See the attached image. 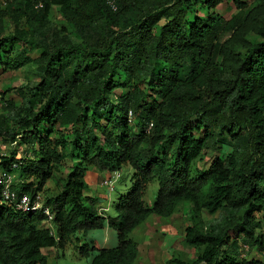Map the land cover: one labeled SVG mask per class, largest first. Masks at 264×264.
<instances>
[{
    "label": "trees",
    "instance_id": "1",
    "mask_svg": "<svg viewBox=\"0 0 264 264\" xmlns=\"http://www.w3.org/2000/svg\"><path fill=\"white\" fill-rule=\"evenodd\" d=\"M226 1L236 13L223 20L213 10ZM253 1L247 11L242 0L9 1L0 69L34 63L38 82L13 91L18 106L5 101L11 129L0 118V142L15 146L0 169L15 163L12 190L33 201L66 158L71 166L35 211L0 198V264H47L42 249L59 256L68 246L84 260L96 252L87 264H135L130 233L183 203L191 223L182 244L197 255L163 264H264L246 256L255 250L264 260L254 232L264 211V0ZM52 6L72 36L48 21ZM195 7L204 16L188 21ZM7 12L0 10V23ZM248 34L258 40L248 42ZM32 50L35 59L27 56ZM223 145L224 157L196 166L203 151ZM123 166L131 170L129 188L111 202L114 216L103 217L85 195V175L93 169L119 178ZM150 183L156 192L147 206ZM216 212L228 219L202 229L200 214ZM103 227L116 245L98 250L87 233Z\"/></svg>",
    "mask_w": 264,
    "mask_h": 264
},
{
    "label": "rangeland",
    "instance_id": "2",
    "mask_svg": "<svg viewBox=\"0 0 264 264\" xmlns=\"http://www.w3.org/2000/svg\"><path fill=\"white\" fill-rule=\"evenodd\" d=\"M10 0H0V10H4V8L7 9V14L1 19L0 27L2 28L0 36L3 37L4 35H7L11 32V4L9 3ZM244 3H246V10H249L252 8L255 4L253 0H242ZM213 12L217 14L219 17H221L223 20H227L230 17H232L236 10L234 9L233 5L229 2H223L220 5H218ZM204 11L202 9H199L198 7H195V9H191V11L188 12L187 20L190 21L193 17H199L202 18L204 16ZM48 21L56 27V29H62L65 31V34L72 36L71 28L65 23V21L60 17L58 13V8L56 6L50 7L47 15ZM20 27H24L22 21L20 22ZM226 36H224L223 39H225ZM246 40L250 43L256 42L258 39L253 35H247ZM39 54L38 50H32L31 52L27 53V56L30 59H35ZM219 60V59H218ZM1 69H4L2 67ZM0 69V70H1ZM2 71V70H1ZM38 82L37 73L35 72V64L29 63L25 65L24 67L17 69V70H8L7 68L3 70V73L0 74V118H3L6 121V127L8 129H11V122L8 118V112L5 110V101L7 99H12L13 105L18 106L20 103V100L18 97L15 96L14 90L18 88H23L25 86H33ZM141 89H144V84L142 82H139L136 84ZM119 91H116L115 93H118ZM123 94H125V90L122 91ZM2 94V95H1ZM17 148V147H16ZM19 148V147H18ZM228 150L223 145L221 147V150L219 152H213V151H203L202 152V159L200 162L196 164L197 167L200 169H206L208 168L211 160L213 157H224L226 155V152ZM19 155L21 154V148H19V151L17 152ZM71 162L69 159H65L63 161V164L58 172L54 173L52 177L49 179V181L46 182L45 186L43 187L42 192L39 195V202H42V199H46L48 197L56 195V192L59 189L58 179H63L65 177V174L70 170ZM131 173V170L128 166H123L119 171V178L114 180L112 182L113 190L110 191L109 198H108V213L107 215L110 217L114 216V211L111 208V202L115 199L116 196L122 195L127 192L129 188V175ZM156 192V185L154 183H150L147 185L143 201L147 206H150L154 195ZM90 196H95V191L92 190L88 192ZM101 194V192H98ZM106 214V211H105ZM200 225L202 229H207L208 225L210 224H216V223H222L225 222L228 218L226 215L222 212H216L213 215H208L205 213L200 214ZM190 212H189V206L185 203L180 204L177 206L175 212L171 216V222H169L166 218H158L156 216H148V217H154L155 219H159L161 222H169L174 229L170 227V231L172 234L170 239H167V243L165 241V244L169 247H173L172 255L176 258H181L183 260H193L195 256L197 255V252L193 249H190L188 247L183 246L182 244V232L183 229L191 223L190 221ZM254 223H256V228L254 230L255 234L262 236V241L264 244V211H262L260 214L256 215L254 218ZM157 229V228H156ZM203 231V230H202ZM88 238V237H87ZM141 238V237H140ZM167 238V237H166ZM88 241H90V244H94L92 240L88 238ZM95 245V244H94ZM93 245V246H94ZM249 258L258 259L260 261H264L260 255L255 252V250H252L248 255H246ZM137 259V258H136ZM55 264H86V261L82 258H78L75 255L74 250L71 246H68L64 249V252L62 255L59 253V257H55ZM54 264V263H53Z\"/></svg>",
    "mask_w": 264,
    "mask_h": 264
},
{
    "label": "crops",
    "instance_id": "3",
    "mask_svg": "<svg viewBox=\"0 0 264 264\" xmlns=\"http://www.w3.org/2000/svg\"><path fill=\"white\" fill-rule=\"evenodd\" d=\"M106 175L107 172L105 171L88 170L84 178L87 186L85 195L94 199L95 207L99 213H102L103 217H110L107 215V200L110 192L101 185V181ZM92 190L95 191L94 197L90 196L88 193ZM98 192H101V194ZM171 216L166 219H171ZM169 222H171V220H169ZM169 222H161L154 217H147L130 233V238L137 245V259H135V264H163L172 255L174 246L169 247L165 244V241L167 243V239H170L172 234H174L170 231V227L172 229H174V227H172ZM87 237L94 242L95 245H93L98 250L111 249L116 245L115 233L107 227H103L99 230H91L87 233ZM41 253L46 256L47 264H55L54 258L59 257L51 248L42 249ZM95 254L96 252H93L88 256L85 260L86 264L89 263L90 259Z\"/></svg>",
    "mask_w": 264,
    "mask_h": 264
},
{
    "label": "built area",
    "instance_id": "4",
    "mask_svg": "<svg viewBox=\"0 0 264 264\" xmlns=\"http://www.w3.org/2000/svg\"><path fill=\"white\" fill-rule=\"evenodd\" d=\"M39 6V5H38ZM15 146V142H0V157H6L8 153ZM16 166L12 163L7 170L0 169V198L3 204L13 207L20 211H35L39 208V196H35L34 200L31 201L30 197L25 194L12 190L15 175L11 172ZM118 178V173L113 172L107 173L104 179L101 181V185L107 190H112V182ZM45 215L47 212L44 211ZM241 255H243L248 249L246 246H241ZM240 255V256H241Z\"/></svg>",
    "mask_w": 264,
    "mask_h": 264
}]
</instances>
